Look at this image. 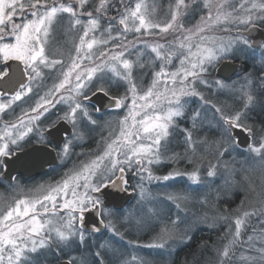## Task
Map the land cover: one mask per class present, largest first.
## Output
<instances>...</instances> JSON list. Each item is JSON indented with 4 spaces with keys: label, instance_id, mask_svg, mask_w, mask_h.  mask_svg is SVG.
I'll list each match as a JSON object with an SVG mask.
<instances>
[{
    "label": "snow or ice",
    "instance_id": "obj_1",
    "mask_svg": "<svg viewBox=\"0 0 264 264\" xmlns=\"http://www.w3.org/2000/svg\"><path fill=\"white\" fill-rule=\"evenodd\" d=\"M257 29L264 0H0V264H264Z\"/></svg>",
    "mask_w": 264,
    "mask_h": 264
},
{
    "label": "trees",
    "instance_id": "obj_2",
    "mask_svg": "<svg viewBox=\"0 0 264 264\" xmlns=\"http://www.w3.org/2000/svg\"><path fill=\"white\" fill-rule=\"evenodd\" d=\"M236 77H234L233 79H235ZM238 200V198H237ZM210 233L209 231H201L197 233V240L200 239H207L209 237ZM179 252V250H177ZM180 256H183V252H180Z\"/></svg>",
    "mask_w": 264,
    "mask_h": 264
},
{
    "label": "water",
    "instance_id": "obj_3",
    "mask_svg": "<svg viewBox=\"0 0 264 264\" xmlns=\"http://www.w3.org/2000/svg\"><path fill=\"white\" fill-rule=\"evenodd\" d=\"M252 37L259 42L261 39H264V32H261V30L257 29L256 32L252 34ZM235 76H233L234 78Z\"/></svg>",
    "mask_w": 264,
    "mask_h": 264
},
{
    "label": "rangeland",
    "instance_id": "obj_4",
    "mask_svg": "<svg viewBox=\"0 0 264 264\" xmlns=\"http://www.w3.org/2000/svg\"><path fill=\"white\" fill-rule=\"evenodd\" d=\"M241 159L240 157H237V160ZM217 183H219V181H217ZM237 203L239 202V198L238 200L236 201ZM201 231H209L207 228H201L198 232H201Z\"/></svg>",
    "mask_w": 264,
    "mask_h": 264
}]
</instances>
